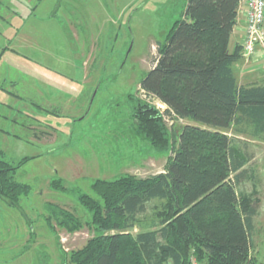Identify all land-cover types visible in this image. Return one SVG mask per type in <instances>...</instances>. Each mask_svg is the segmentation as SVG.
Here are the masks:
<instances>
[{
  "label": "rangeland",
  "instance_id": "obj_1",
  "mask_svg": "<svg viewBox=\"0 0 264 264\" xmlns=\"http://www.w3.org/2000/svg\"><path fill=\"white\" fill-rule=\"evenodd\" d=\"M186 1L0 0V160L15 167L26 157L15 179L30 186L17 207L0 199V264H63L94 235L79 191L95 197L96 179L163 171L172 145L156 149L136 134L133 111L137 99L164 106L139 83ZM242 142L255 177L246 180L257 210L250 258L264 264V140ZM55 178L66 191L50 186ZM51 205L81 227H49Z\"/></svg>",
  "mask_w": 264,
  "mask_h": 264
},
{
  "label": "trees",
  "instance_id": "obj_2",
  "mask_svg": "<svg viewBox=\"0 0 264 264\" xmlns=\"http://www.w3.org/2000/svg\"><path fill=\"white\" fill-rule=\"evenodd\" d=\"M238 8L239 0H187L157 43L139 89L164 107L137 99L133 130L156 149L171 144V154L162 172L96 179L95 197L79 191L94 235L63 264H255L257 210L246 189L255 177L242 139L264 140V81L239 83L233 69L242 57V46L230 49ZM165 118L186 122L169 128ZM26 160H0V199L15 207L30 188L15 179ZM50 186L66 191L60 178ZM47 210L49 227L52 219L81 227L71 212Z\"/></svg>",
  "mask_w": 264,
  "mask_h": 264
},
{
  "label": "built area",
  "instance_id": "obj_3",
  "mask_svg": "<svg viewBox=\"0 0 264 264\" xmlns=\"http://www.w3.org/2000/svg\"><path fill=\"white\" fill-rule=\"evenodd\" d=\"M241 7H245L242 56L253 55L257 52L264 54V0H239L238 10L242 9ZM163 107L161 105L160 108Z\"/></svg>",
  "mask_w": 264,
  "mask_h": 264
},
{
  "label": "crops",
  "instance_id": "obj_4",
  "mask_svg": "<svg viewBox=\"0 0 264 264\" xmlns=\"http://www.w3.org/2000/svg\"><path fill=\"white\" fill-rule=\"evenodd\" d=\"M241 8L238 10L237 22L231 35L230 42L232 47L236 44L241 46L244 39L243 24L245 21V7ZM258 55H260V52L255 54V59L250 60H245L244 56H242L239 61L234 63L233 69L239 83H260L264 81V61L261 58L262 56L260 57Z\"/></svg>",
  "mask_w": 264,
  "mask_h": 264
}]
</instances>
